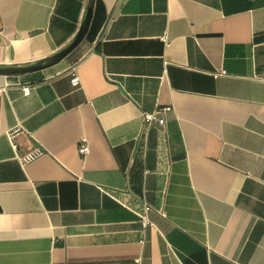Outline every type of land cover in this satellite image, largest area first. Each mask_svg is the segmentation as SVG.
Returning a JSON list of instances; mask_svg holds the SVG:
<instances>
[{
	"label": "crops",
	"instance_id": "1",
	"mask_svg": "<svg viewBox=\"0 0 264 264\" xmlns=\"http://www.w3.org/2000/svg\"><path fill=\"white\" fill-rule=\"evenodd\" d=\"M87 4L0 0V66ZM0 88V264H264V0H95Z\"/></svg>",
	"mask_w": 264,
	"mask_h": 264
},
{
	"label": "water",
	"instance_id": "2",
	"mask_svg": "<svg viewBox=\"0 0 264 264\" xmlns=\"http://www.w3.org/2000/svg\"><path fill=\"white\" fill-rule=\"evenodd\" d=\"M94 4L95 0H88L86 14L80 26V29L73 38V40L67 46L51 54L50 56H47L30 64L0 66V75H18L31 71H36L49 67L63 59L65 56H67L74 48H76L82 42V40L87 35L92 21Z\"/></svg>",
	"mask_w": 264,
	"mask_h": 264
},
{
	"label": "built area",
	"instance_id": "3",
	"mask_svg": "<svg viewBox=\"0 0 264 264\" xmlns=\"http://www.w3.org/2000/svg\"><path fill=\"white\" fill-rule=\"evenodd\" d=\"M164 40H166L165 37H163ZM72 84L74 86H78L80 84V77L77 74V72L75 70H73V74H72ZM4 88H0V93H2ZM31 92L30 87L26 86L24 87V94L25 95H29ZM168 109V108H166ZM159 111V110H158ZM153 112V113H146L145 117H144V121L146 124H150L152 121H154L157 117V113ZM160 123L164 122V119L160 118L159 119ZM19 129H14L12 131L9 132V138L14 146V148L16 149V151L18 152V145L14 142V138L16 136V134L18 133ZM79 152L81 155L85 156L86 154L89 153L90 148L89 145L87 143V140L84 139L82 140V142L79 144L78 146ZM44 154V150L41 147H36L30 151L24 152V153H17V156L19 158V160L23 163V164H27L35 159H37L38 157L42 156ZM151 210V206L148 203H144L143 204V209L142 211H138V215L141 218V221L143 223L144 226L148 225L150 223L149 218H148V213Z\"/></svg>",
	"mask_w": 264,
	"mask_h": 264
}]
</instances>
